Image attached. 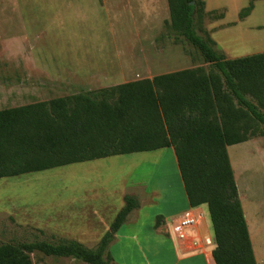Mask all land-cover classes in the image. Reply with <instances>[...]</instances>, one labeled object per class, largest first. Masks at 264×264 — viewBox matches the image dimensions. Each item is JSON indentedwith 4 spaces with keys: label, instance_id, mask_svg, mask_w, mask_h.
I'll use <instances>...</instances> for the list:
<instances>
[{
    "label": "rangeland",
    "instance_id": "374dc122",
    "mask_svg": "<svg viewBox=\"0 0 264 264\" xmlns=\"http://www.w3.org/2000/svg\"><path fill=\"white\" fill-rule=\"evenodd\" d=\"M203 1L195 25L215 41V50L228 59L264 52V0ZM252 1L253 11L240 18ZM196 67L212 68L171 27L167 0H0V110ZM247 122L256 136L229 146L228 154L254 224L255 257L264 264V127ZM181 181L170 148L0 178V245L76 240L95 249L104 224L110 226L123 206L122 192L139 208L120 233H143L180 205ZM92 202L104 211L102 227L81 215ZM72 210L78 214L70 216ZM143 237L131 241L132 249L120 241L127 249L121 254L116 246L111 254L120 264L184 262L166 236ZM30 256L34 264H87L38 251Z\"/></svg>",
    "mask_w": 264,
    "mask_h": 264
},
{
    "label": "trees",
    "instance_id": "16d2710c",
    "mask_svg": "<svg viewBox=\"0 0 264 264\" xmlns=\"http://www.w3.org/2000/svg\"><path fill=\"white\" fill-rule=\"evenodd\" d=\"M171 27L212 68H187L0 110V178L111 156L173 148L190 207L206 204L215 264H258L228 147L264 127V52L228 59L201 36L195 11L203 0H167ZM253 1L239 14L250 15ZM254 99L255 103L250 99ZM132 195L95 249L76 240L0 245V264H34L30 256L112 264L108 251L129 213ZM160 221H158V225Z\"/></svg>",
    "mask_w": 264,
    "mask_h": 264
},
{
    "label": "crops",
    "instance_id": "0c3cea01",
    "mask_svg": "<svg viewBox=\"0 0 264 264\" xmlns=\"http://www.w3.org/2000/svg\"><path fill=\"white\" fill-rule=\"evenodd\" d=\"M23 106V105H21ZM13 107H18V106H13ZM250 141V140H248ZM247 142V141H246ZM245 143V142H243ZM241 144V143H240ZM173 149V148H170ZM182 180V179H181ZM180 189L182 192V202L180 203L179 206H177L176 209L169 210L167 212L162 213L159 216L160 224L158 225V220L155 221H150V223L146 226V230L142 231L143 233H140L138 230L133 231V232H125V233H120L121 228L118 230L116 233L115 239L112 241L110 244V247L108 249L111 257H112V264H120V262L117 260V257L113 256L111 254V250L117 246V251H119L121 254L124 253V250L127 249V246L125 245H120L119 242L122 240L126 241L124 244L130 242V249H132V242L131 241H137V239L140 237V234H143V238L149 240L151 237H157V236H166L169 241L171 242L173 246L174 252L177 254V256L184 260L182 264H215V260L213 258V250L216 247V242L214 238V233H213V227L211 223V218H210V213L208 206L206 204H202L197 207H190L189 202L187 199V195L184 189L183 182L181 181L180 183ZM127 193L122 192V208L125 205V196ZM242 207L244 210V205L243 201L241 200ZM88 209L81 210V215L85 217V219H88L89 221L93 222V220H97V222L101 227L104 221L100 217L104 215V211L99 208L95 203H90L88 205ZM121 208V209H122ZM139 208V207H138ZM138 208L133 209L129 215L127 216V219L125 221V224L130 222L129 218L135 210ZM101 209V210H100ZM120 209V210H121ZM61 208L57 209V211H60ZM119 210V211H120ZM71 210H69L70 212ZM118 211V212H119ZM61 212V211H60ZM57 212V216H59V213ZM67 215L70 213H66ZM75 214H78V211L72 210V213L70 216H74ZM118 214V213H117ZM116 214V216H117ZM245 218L248 224V229L251 235L254 233V224L253 221L251 220V216L249 214V219L248 216L245 213ZM115 216V217H116ZM186 218H191L194 220V223L186 229V234L187 237L184 239H181L178 237L177 233L174 231V227L179 224V222L183 219ZM115 219V218H114ZM138 219V216L135 218L134 222H136ZM15 221V220H13ZM114 221V220H113ZM16 222V221H15ZM252 222V225L250 224ZM122 225V226H123ZM111 226V225H110ZM110 226L104 224V229L101 230V238L103 235L109 230ZM121 226V227H122ZM46 230V229H45ZM92 231V227H89L87 230V233ZM100 238V240H101ZM158 238V237H157ZM140 239V238H139ZM99 240V241H100ZM160 241V240H158ZM252 245H253V238L251 237ZM258 242H256L255 246V252L259 251L258 247ZM254 249V245H253ZM157 250V248H156ZM256 256V253H255ZM45 261L41 262V264H44ZM46 264H51L46 262ZM53 264V263H52ZM261 264V263H260Z\"/></svg>",
    "mask_w": 264,
    "mask_h": 264
},
{
    "label": "built area",
    "instance_id": "2783aa9c",
    "mask_svg": "<svg viewBox=\"0 0 264 264\" xmlns=\"http://www.w3.org/2000/svg\"><path fill=\"white\" fill-rule=\"evenodd\" d=\"M194 223V220L191 218L183 219L179 222L178 225L174 227V231L179 235L180 238H185L186 229L189 228Z\"/></svg>",
    "mask_w": 264,
    "mask_h": 264
},
{
    "label": "bare ground",
    "instance_id": "6f19581e",
    "mask_svg": "<svg viewBox=\"0 0 264 264\" xmlns=\"http://www.w3.org/2000/svg\"><path fill=\"white\" fill-rule=\"evenodd\" d=\"M155 159V158H154ZM159 160V159H158Z\"/></svg>",
    "mask_w": 264,
    "mask_h": 264
}]
</instances>
